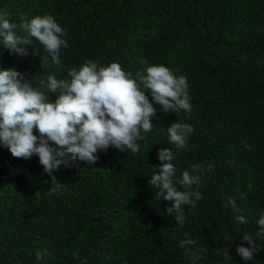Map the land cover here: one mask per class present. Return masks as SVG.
<instances>
[{
	"label": "trees",
	"instance_id": "16d2710c",
	"mask_svg": "<svg viewBox=\"0 0 264 264\" xmlns=\"http://www.w3.org/2000/svg\"><path fill=\"white\" fill-rule=\"evenodd\" d=\"M5 7L17 25L52 15L69 47L62 67L49 59L44 70L47 53L35 40L26 57L0 41V70H16L47 93L40 81L48 73L70 79L87 60L117 62L133 78L163 65L187 77L192 111L164 113L145 89L157 113L140 151L109 148L93 165H62L53 173L66 186L57 195H48L51 177L38 156L16 158L0 144V264H193L194 254L195 264H264V0H0ZM48 95L55 102L57 94ZM177 122L195 129L185 148L169 142L167 128ZM163 147L175 153L178 178L202 169L193 174L203 198L183 206L182 227L149 184ZM245 235L261 248L253 261L236 251L250 247ZM185 239L196 243L181 247Z\"/></svg>",
	"mask_w": 264,
	"mask_h": 264
},
{
	"label": "clouds",
	"instance_id": "9594fccd",
	"mask_svg": "<svg viewBox=\"0 0 264 264\" xmlns=\"http://www.w3.org/2000/svg\"><path fill=\"white\" fill-rule=\"evenodd\" d=\"M22 21L20 25L11 22L8 9H0V41L4 49L26 57L35 40L47 53L39 58L41 67L47 69L49 59L52 65L62 67L61 49L69 47L63 38L67 35L65 29L50 14L37 15L30 20L22 17ZM18 27L23 31L22 35L17 34ZM31 49L34 55V49ZM68 77L70 79H57L56 75L48 73L46 82L40 81L41 87L46 83V93L16 70H0V144L13 157L25 160L34 155L39 157L44 172L51 177L50 196L59 194L66 187L53 175L62 165L68 167L77 159L93 165L98 159V151L109 148L121 152L128 150L133 154L140 151L138 141L144 139L142 133L153 131L152 120L157 113V108L145 95L146 91L164 113L183 110L190 114L192 111L187 77L176 76L163 65L137 71L133 78L132 73L123 70L117 62L103 66L87 60L78 70L71 69ZM48 93L57 94L55 102H51ZM35 131L39 136L34 134ZM167 131L170 143L185 148L195 129L187 123L177 122ZM157 155L160 165L149 184L159 190L156 193L159 197L171 203L166 214L173 216L175 213V220L182 227L185 222L183 206L195 207L203 198L199 191L201 175L193 174L198 170L202 172L201 166L195 165L191 173L183 171L178 178L173 163L174 151L163 147ZM241 198H246L244 193ZM229 204L236 213L241 212L235 200L229 199ZM236 220L247 223L243 215H237ZM258 225L264 233V215L259 218ZM243 239L250 247L239 246L236 251L245 261H253L254 253L261 248L252 237L245 235ZM195 243L185 239L181 247ZM46 254V249L37 251V260ZM198 259L201 256L194 254L193 264Z\"/></svg>",
	"mask_w": 264,
	"mask_h": 264
}]
</instances>
